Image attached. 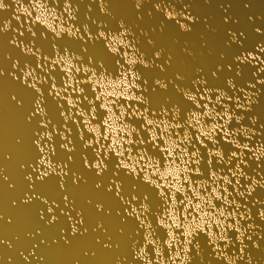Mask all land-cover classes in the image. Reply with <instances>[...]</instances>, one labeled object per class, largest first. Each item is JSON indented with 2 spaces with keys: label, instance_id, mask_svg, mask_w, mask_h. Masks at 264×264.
Returning <instances> with one entry per match:
<instances>
[{
  "label": "water",
  "instance_id": "95a60500",
  "mask_svg": "<svg viewBox=\"0 0 264 264\" xmlns=\"http://www.w3.org/2000/svg\"><path fill=\"white\" fill-rule=\"evenodd\" d=\"M105 2V12H108V15L100 11L99 0H75L69 11L64 10L66 6L59 3V0H42V6L39 7L34 0H19V2L6 0L9 8L0 10V27H3L4 22L7 24L8 20L12 21L11 29L0 32V72L3 73L0 75V264H139L133 260V245L136 244L138 247L143 243L142 232H152L149 239L156 242L155 248H158L161 254L159 258L156 257L155 252L150 254L153 264H189V260L184 259L183 253L174 260L170 259L176 255V245L174 244L172 250L168 249L165 241L168 240L169 229L161 226L159 221L165 217V209L170 208L171 205L159 195L160 189L152 184H146L142 179L138 186L134 185L137 191L148 196V200L144 202L148 205V212L141 217L145 228L139 229V221L126 217L125 205L115 196L114 191L112 193L107 191L111 173L106 172L103 176H97L94 170L83 166L80 136L83 135L87 140L103 134L106 127L103 122L109 116L113 129H123L121 133L123 140L136 141L146 135L141 126L144 118L131 114V110L124 112L119 121L115 119L124 111L118 105H124L125 108L129 104L139 107L135 100L121 97L117 103L111 105L115 113L112 115L100 107L106 102L105 98L96 99L100 92L112 90L110 87L101 88L97 84V80L102 75L104 79L100 80V83L108 85L120 75L121 65L123 68L129 67L126 63L127 59L139 60V56L134 54L132 48H128V55L124 56V46L119 40L124 39L127 43L131 40V36L120 37L119 33L114 31L119 27L121 20L134 30L135 47L142 48L147 59H153L154 52L162 50V56L156 60V64L149 69H143L144 77L149 79L150 84L157 78L170 84L168 92L157 89L153 93L150 88L149 92L145 93L151 95L153 103H158L169 97L178 98L174 88L178 83L175 80L176 74H183L185 82H189L197 75V70L208 74L218 65L227 63L235 47V45L229 46V31H245L248 40L244 46L249 49L254 48L256 42H264V35H258L254 31L256 27L264 29V0H172L178 11L186 3L190 4L189 10L197 17L196 23L191 25L192 30L187 33L178 29L175 22H168L160 13H155L152 17L148 16V12H154V0H143L140 9L136 7L137 0H105ZM25 9L31 12V16L24 11ZM17 15L18 20L15 19ZM38 16L39 20L36 19ZM225 17H230L229 22L225 23ZM92 21L96 23L93 24ZM21 23L26 36L29 27L36 32L35 47L32 50L36 52L39 49V51L36 52L35 57L26 55L11 43L14 37L23 40L26 44L30 43L24 37H18L14 31ZM100 24L112 30L109 40L114 42V47L120 48L119 52L107 50L104 45L108 41H104L102 45L101 41L95 40L96 31L103 30L99 28ZM49 25L51 27H48ZM53 28L60 32L59 36L52 31ZM85 28L91 32L92 38H89ZM61 29L65 31H60ZM68 29H71L73 35H68ZM81 36L83 39L79 38ZM149 39L152 44L147 43ZM62 48L66 51H61ZM144 53L141 52L139 55L142 56ZM253 55L264 60V55L259 52H254ZM44 56L48 57L47 67H43ZM61 57L64 58L63 61L60 60ZM17 60L20 61L19 67L13 68L12 65ZM34 60L40 64V67H37ZM54 60L57 61L55 65L52 63ZM29 62H31L29 68H36V78L39 80L43 77L47 80L43 85L37 84L41 90H44L42 107L47 112L45 119L52 121L47 129L40 127L42 119L40 115L33 116L29 120L35 111V101L38 98L34 90L22 83V70ZM101 64L103 68L100 67ZM156 65H163L164 71ZM131 67L138 71L142 65L137 63ZM68 68H71V71H67ZM77 68L80 70L77 71ZM13 74L19 79H14ZM28 83H31V79ZM53 83L57 91L66 88V91L61 92L64 99L60 101L64 105V116L59 115L60 109L47 94L49 85ZM257 88L258 91H264L259 86ZM132 91L139 95L136 89ZM13 97L16 99L14 100ZM106 99L115 100L116 97L109 96ZM140 111L142 112L143 109ZM152 111L153 109L150 108L149 112L145 113L147 119L153 120L154 123L160 120L172 123L167 116L158 114L153 117ZM257 111H264V108ZM261 118L264 119V115ZM241 123L243 127L237 126L234 130L236 134L231 137V145L223 140L216 147L212 146L211 141L205 142L214 152L230 153L231 150H236L234 145L237 142H247L244 138L253 131L246 123L243 121ZM181 124L183 125L184 121H181ZM168 130L173 133L179 132L180 137L165 136L167 145L157 141L161 147L170 148L173 142L183 138L185 132L191 136L195 131L193 128L184 127L179 129L170 127ZM45 131L55 133L63 131L76 145V150L72 153L61 150L60 139L54 135L57 155L52 157L53 163L60 161L66 163L67 175L61 177L52 173L40 181L36 179L38 172L33 170L41 155L35 141L39 139L37 133L42 134ZM129 132L131 136L128 135ZM112 134L116 135L115 132ZM260 136L261 133L256 132L252 137L257 141V154L264 149V142L259 140ZM110 142L101 139L102 144ZM41 143L43 145L50 142L45 139ZM184 146L186 145H181ZM187 146L189 153L196 150L191 145ZM124 147L131 149L132 159L129 163L135 165L137 171L141 168L145 169L140 172L141 177L151 176L152 180L163 186L164 192L170 191L169 183L175 184V187L180 186L178 182L173 181L172 176H167L165 171L166 166L182 170L184 165H181L179 160L175 165H168L160 148H149L147 144H124ZM196 148L199 149L198 156L208 154L203 146L197 144ZM68 155L73 157L72 161L67 160ZM125 155L127 156L128 152H125ZM141 155L143 159H139ZM184 158L187 159V156ZM157 162H159L158 172ZM200 170L202 174L199 176L193 173L189 175L194 184L202 186L199 191L203 195V186L212 187V181L207 175H203V159ZM252 171L255 172L256 169ZM224 172L225 169L221 168L217 174L221 175ZM175 174L173 172V175ZM28 175H32V181L26 179ZM76 177L80 179L75 180ZM61 183L64 184L63 189L60 187ZM98 183L102 185L100 188L96 187ZM175 187L171 191H175ZM184 187L188 188L191 185L186 184ZM231 191L229 187V192ZM176 195L180 197L181 193ZM188 195L191 196V193ZM254 195L264 198V190L258 189ZM65 196L68 197L67 201L64 200ZM28 197L32 199L25 203ZM97 204L102 205V209H97ZM49 207L53 208L52 213L48 212ZM129 210L131 211V207ZM137 211H139L138 206ZM52 215L57 219L50 223ZM167 222L171 223L170 220ZM148 223H151V229L147 228ZM255 223L264 228V222L259 219ZM73 225L77 228L75 234L72 232ZM137 231L141 234L137 235ZM172 231L179 234L181 230L173 228ZM212 231H216L215 227ZM261 235H264V232H261ZM179 239L183 240L184 237L179 236ZM190 239H193L194 244H199L203 256L208 246L205 233L198 232ZM253 240L257 241L255 234ZM258 242L259 249L253 247L252 242L246 241L249 244L247 252L251 255L252 264H264V240ZM149 247L153 245L149 244ZM185 247L191 249L192 245ZM191 255L192 253L189 252V258ZM246 261L247 257L244 261H238V264H246ZM193 264H214V261L208 256L203 258L194 256Z\"/></svg>",
  "mask_w": 264,
  "mask_h": 264
},
{
  "label": "snow or ice",
  "instance_id": "6c2138e0",
  "mask_svg": "<svg viewBox=\"0 0 264 264\" xmlns=\"http://www.w3.org/2000/svg\"><path fill=\"white\" fill-rule=\"evenodd\" d=\"M34 2L38 7L42 6V0H34ZM74 2L75 0H59V3L66 6L65 11H69ZM142 3L143 0H137V9L141 8ZM99 4L100 11L108 15L109 13L105 12V0H99ZM190 7L191 5L186 3L178 11L172 0H154V12H148L147 15L152 17L155 13H160L168 22H175V26L178 29L187 33L192 30L191 25L197 21V17L189 10ZM5 8H9L6 0H0V10ZM24 11L31 16V12H28L27 9ZM15 19L18 20L19 16L17 15ZM36 19L39 20L40 17L38 16ZM141 19H143V16H141ZM229 20L230 17H225V23L229 22ZM92 22L93 24L96 23V21ZM18 25L19 27L14 29V31L18 34V37H24L30 43L26 44L23 40H19L16 37L11 40V43L20 48L26 55L35 57L36 52L39 51V49L36 52L32 50L35 47L34 38L36 37V32L29 27L27 29L28 35L26 36L23 24ZM48 27H51V25ZM11 28L12 21L8 20L7 24L4 22L3 27H0V32H7ZM99 28L103 30L96 31L95 40L101 41L102 45H104V41H108L104 47L109 51L119 52L120 48L114 47V42L109 40L112 30L108 29L104 24H100ZM52 31L56 32L57 36L60 35V32L55 28ZM60 31L65 30L61 29ZM67 31L69 36L73 35L71 29ZM114 31L119 33L120 37L131 36V40L127 41V43L124 39H120L119 43L124 46L125 57L128 55L127 49L132 48L134 54L139 56V60L127 59L126 63L129 67L123 68V65H121L122 71L120 75L116 80L109 82L108 85L100 83V80L104 79L102 75L97 80V84L101 88L110 87L112 90L100 92L96 99L100 100L104 97L106 102L102 103L100 107L112 115H115V113L111 105L117 103L121 97L126 100H135L139 107L129 104L125 108L124 105H118L124 111L121 112L120 116H116L115 119L119 121L124 112L131 110V114L144 118L141 126L144 128L146 135L136 141L123 140L121 135L123 129H113L110 124L111 116H109L103 122L106 126L103 134L90 137L87 140L84 139L83 135L80 136L83 166L89 170H94L97 176H103L106 172L111 173L107 191L109 193L114 191L115 196L125 205L124 213L126 217L139 221V229L145 228L144 220L141 217L148 212V205L144 203L148 200V196L137 191L134 185L138 186L139 181L142 179L146 184H152L155 188L160 189L159 195L163 196L171 205L170 208L165 209V217L159 221L161 226L169 229L168 240L165 241L168 249L172 250L174 244L176 245V255L170 257V259L174 260L183 253L184 259L189 260V264H193L194 256L201 258L204 256L211 257L214 264H225V262L227 264H238V261H244L247 257L246 264H252L251 255L247 252L249 244L246 241L252 242V246L259 249L260 244L258 241L264 240V235H261V232H264V228L255 223L257 219L264 222V198L254 195L258 189L264 190V175H261V173H264V149L257 154V141L252 139L256 132H260L259 140L264 142V119L261 118L264 115V111H257L264 108V91H258L257 88L259 86L260 89H264V79H262L264 77V60H261L257 55H253L254 52L264 55V42H256V46L249 49L244 46L248 40L245 31H229V46L235 45V47L226 64L218 65L215 70L208 74L203 73L202 70H197V75L189 82H185L183 74H176L175 80L178 83L174 85V88L175 92L178 93V98L169 97L158 103H153L151 95H145V93H148L150 88L153 93L157 89L162 92H168L170 84L159 78L154 79L150 84L149 79L144 77L143 69H149L155 65L156 60L162 56V50L155 51L153 59L149 60L146 58L142 48L137 49L135 47L134 30L125 21L121 20L119 27L114 29ZM254 31L258 35H264V29L260 27H256ZM77 32H79V29H77ZM85 32L88 33L89 38H92V34L88 32L87 28H85ZM79 38L83 39V36ZM147 43L152 44V41L149 39ZM61 51L66 50L62 48ZM141 52L144 53L142 56L139 55ZM63 59V57L60 58L61 61ZM253 61H255V64H253ZM30 63L24 65L22 83L34 90L38 98L35 101V111L31 114L29 120L33 116L40 115L42 118L40 127L47 129L52 121L45 119L47 112L42 107L44 90L37 86L38 83L41 85L47 83V80L43 77L38 80L35 76L36 68H29ZM34 63L37 64V67H40L36 60H34ZM52 63L55 65L57 61L54 60ZM137 63L142 65L138 71L133 70L131 67V65ZM19 64L20 61L17 60L12 66L13 68H18ZM47 65L48 57L44 56L43 67H47ZM156 66L160 67L161 71H164L163 65ZM100 67L103 68V65L101 64ZM76 70L79 71L80 69L77 68ZM67 71H71V68H68ZM0 75H3V73L0 72ZM13 78L19 79L14 74ZM29 79H31V83H28ZM133 89H136L139 95L133 92ZM62 91H66V88L57 91L54 83L50 84L47 89L48 96L53 98L60 109V116H64V105L60 102L64 99L61 95ZM93 91H95V88ZM109 96H115L116 99L107 100L106 98ZM13 99L15 100L16 98L13 97ZM146 105L147 107H145ZM150 108L153 109L151 112L153 117L158 114L167 116L172 123H166L164 120L154 123L153 120L147 119L145 113H148ZM140 109H143V111L141 112ZM93 112H95V109H93ZM181 121H184L183 125ZM241 121L246 123L250 129H253L244 138L247 142H237L234 145L236 150H231L230 153L228 151L214 152L209 148L205 141H211L213 147H216L221 140L231 145V137L236 134L234 130L237 126L243 127ZM170 127L174 129L181 127L193 128L195 131L191 136L185 132L183 138L173 142L170 148L167 146L161 147L157 141H162L164 145H167L168 142L164 139L165 136L171 137L175 135L178 138L180 137L179 132H170L168 130ZM157 130L158 134H156ZM113 132L116 133L115 136H113ZM148 134L152 135L149 136ZM37 135L39 139L35 141V145L41 155L37 161V166L33 169L38 172L36 179L43 181L52 173L61 177L67 175L65 169L68 165L66 163L62 161L53 163L52 157L57 155L56 141L53 136L59 137V147L66 153L74 152L76 145L63 131L59 133L45 131L42 134L37 133ZM128 135L131 136V132ZM137 135L139 134L137 133ZM45 139L50 143L42 145L41 142ZM101 139L104 141L110 140L111 142L102 144ZM132 143L137 145L147 144L149 148H160L168 165H175L176 161L179 160L180 164L184 165L182 170L166 166L165 171L167 176H172L173 181L178 182L180 186L175 187V184L169 183L168 188L170 191L164 192L163 186L152 180L151 176L145 175L141 177L140 172L145 169L141 168L140 171H137L136 166L129 163L132 159L131 149L124 147V144ZM197 144L207 150L208 154L206 156L197 155L199 152V149L196 148ZM181 145L186 146L181 147ZM187 145H191L196 150L189 153ZM125 152H128L127 156ZM185 156H187V159L184 158ZM143 158V155L139 157V159ZM202 159L204 161L203 175H207L212 181L211 188L203 186V195L199 191L202 186L194 184L189 175V173L197 176L202 174L200 170ZM67 160L72 161L73 157L68 155ZM193 165L195 167H192ZM156 168L158 172L159 162H157ZM221 168H224L225 172L218 175L217 173ZM252 169H256V171L253 172ZM173 172L176 174L173 175ZM155 174L153 173V175ZM167 176L164 178L166 179ZM26 179L32 181L33 177L28 175ZM79 179L80 177L75 178V180ZM186 184L191 185V187L185 188L184 185ZM101 186L99 183L96 185L97 188ZM60 187L63 189L64 184L61 183ZM174 187L175 191H171ZM229 187L232 189L231 192H229ZM182 189L183 191H181ZM176 193H181L180 197H177ZM188 193H191V196ZM31 199L32 197H28L25 203ZM64 200L67 201L68 197L65 196ZM44 202L47 203V201ZM137 206L139 211H137ZM96 207L97 209H102L100 204H97ZM130 207L131 211L129 210ZM48 212L52 213L53 208L49 207ZM56 219V216L52 215L50 223ZM169 220L171 223L167 222ZM79 222L83 223V221ZM151 227V223H148L147 228L151 229ZM213 227H215L216 231H212ZM173 228L181 231L177 234L172 231ZM257 229H260V231H257ZM72 232L73 234L77 232L75 225H73ZM198 232H204L208 238V246L204 250L203 256H201L199 244H194L193 239H190ZM136 234L140 235L141 233L137 231ZM254 234L257 237V241L253 240ZM151 235L152 232H142L143 243L138 247L136 244L133 245V260L139 262V264H144V262L153 264L150 256L153 252H155L157 258L161 255L159 249L155 248L156 242L149 239ZM179 236H183L184 239L180 240ZM149 244H152L153 247H149ZM185 245H192V248H187ZM105 246L107 247V245ZM233 249H236V251H232ZM189 252L192 253L190 258L188 256Z\"/></svg>",
  "mask_w": 264,
  "mask_h": 264
}]
</instances>
